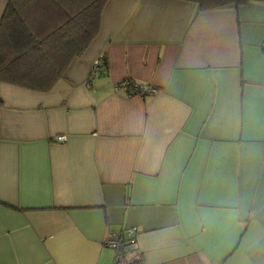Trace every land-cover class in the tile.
Returning a JSON list of instances; mask_svg holds the SVG:
<instances>
[{"label": "crops", "instance_id": "crops-1", "mask_svg": "<svg viewBox=\"0 0 264 264\" xmlns=\"http://www.w3.org/2000/svg\"><path fill=\"white\" fill-rule=\"evenodd\" d=\"M108 233L127 263L264 264V0H107L51 89L0 81V264H111Z\"/></svg>", "mask_w": 264, "mask_h": 264}, {"label": "trees", "instance_id": "trees-1", "mask_svg": "<svg viewBox=\"0 0 264 264\" xmlns=\"http://www.w3.org/2000/svg\"><path fill=\"white\" fill-rule=\"evenodd\" d=\"M107 0H7L0 16V81L47 91L96 35ZM211 9L249 0H188ZM100 73L105 71L101 58ZM90 76V75H89Z\"/></svg>", "mask_w": 264, "mask_h": 264}, {"label": "built area", "instance_id": "built-area-1", "mask_svg": "<svg viewBox=\"0 0 264 264\" xmlns=\"http://www.w3.org/2000/svg\"><path fill=\"white\" fill-rule=\"evenodd\" d=\"M100 59H96L91 63L89 75H96L99 71ZM115 89L123 91V93L127 96H144L148 94H152L156 91L153 86L147 84H138L132 82L128 79L120 80L116 83ZM55 141H62L64 139L63 135H57L54 137ZM127 233H131V229L126 230ZM125 241L120 236H117L113 233H108L104 239V244L112 248L113 256L111 260V264H133L127 263L124 259V251L123 245ZM135 264V263H134ZM141 264V263H139Z\"/></svg>", "mask_w": 264, "mask_h": 264}, {"label": "rangeland", "instance_id": "rangeland-1", "mask_svg": "<svg viewBox=\"0 0 264 264\" xmlns=\"http://www.w3.org/2000/svg\"><path fill=\"white\" fill-rule=\"evenodd\" d=\"M98 71H99V70H98ZM93 76H95V75H93ZM93 76H92V77H93Z\"/></svg>", "mask_w": 264, "mask_h": 264}]
</instances>
